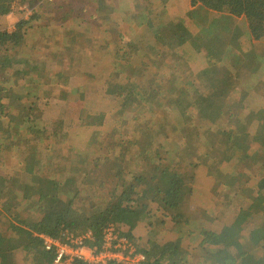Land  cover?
<instances>
[{"label": "trees", "instance_id": "16d2710c", "mask_svg": "<svg viewBox=\"0 0 264 264\" xmlns=\"http://www.w3.org/2000/svg\"><path fill=\"white\" fill-rule=\"evenodd\" d=\"M35 2L36 0H0V71L15 69L17 72L15 74H19L20 77L15 82L16 84L21 83L23 75L29 74L30 78L31 72L42 71L46 64V61L32 59L27 56V53L20 55L13 53L12 50V46H19L23 41L28 42L20 34L19 25L32 27L33 23L42 19L40 9L44 4L36 6ZM191 2L193 5L201 4V7L206 10L229 12L235 17L230 20L221 34L222 59H212L211 65L207 69L216 77L212 80L208 90H204L199 97H196L195 102L189 104L185 95L194 90L195 81L190 79L192 75L188 63L166 70L165 66H156L168 63L165 61L168 60L165 59L167 56L164 58L155 56L153 60H149L147 55L140 52L133 59L135 69L125 75L122 84L118 83L121 78L108 80L107 75L105 77L103 72L97 75L103 80L104 83L101 85H104L105 90L110 89L122 98V100L117 98L119 106L113 105L116 118H109L105 111L94 114L95 105H89V103H96L98 96L95 94L94 100L86 102L91 111L86 121L72 122L71 120L69 125L61 127L64 128L62 134L54 129L55 133L59 134L60 139L62 136L67 138L68 134L65 130L70 128L72 137H75L78 135L80 126L88 124L92 128H97L99 134L98 128L101 125L112 122V131L107 134L112 137V140L107 145L96 132L90 136V138L98 140L100 147L97 144H94V147L98 149L101 157L103 154H110L104 158V163L107 165L112 162V157H110L112 155L117 157L133 154L131 159L147 155L152 157L155 162H161L160 158L163 157L161 152L164 151L166 143L173 146L191 142L197 150L194 156L197 155L199 149L204 155L202 146L206 145L208 148L210 147V153L209 155L206 153L207 158L202 160V163L216 165L224 174L228 170L231 174L243 173L245 179L241 178L242 187L246 184L251 195H256L254 201L258 204L252 205L255 207L254 214L264 217V63L260 60L264 48V0H191ZM20 5L28 8L36 6L35 8L38 7L39 11L30 14L29 19H24L25 11L23 8L19 9ZM13 12L20 19L17 22L16 30L9 31L5 28L7 27L5 17ZM59 12L56 10L55 13ZM208 14L209 12L204 11L201 22L199 21L201 24L209 21ZM179 26L184 33L179 39L182 44L188 38V34L181 25ZM149 70L151 75L158 76L161 84L172 82L176 85L186 86L181 87L184 89V93L180 99L178 98L183 111L174 109L173 103H170L176 97L168 98L160 91L150 94L146 90L144 75ZM31 78L37 80L34 75ZM234 78L241 80L246 89V93L242 94L243 100L239 103L241 111L238 113L233 112L231 106L224 111L222 107L225 104L221 103V107L216 105V102L223 98L225 90L222 88ZM4 80L0 81V91L6 85ZM207 80L210 82V79L207 78ZM152 82L154 83L155 80L153 79ZM200 83H204L203 79ZM132 98L138 99L137 105L132 101ZM60 102L64 103V101ZM60 102L56 101L55 104H50L48 101L44 103L40 98L28 108L20 102L18 110L25 112L22 133L18 131L13 133L10 126L11 122L20 121V117L11 113L10 107L0 103V130L9 134L6 137L10 140L18 136L24 140L23 150H20L19 153L20 158L32 162L28 157L30 156L33 160L37 159L40 143H50L51 133L49 130L53 126L49 123L46 124L40 117L43 112H46L43 110L45 106L52 108ZM138 108L149 112L151 116L154 115V119L157 121L160 120L158 114L164 113L166 118L163 119V123L167 126L161 125L159 127L160 134L157 135L149 118L145 114H140L130 120V127L126 130L129 118L117 113L125 115L132 110H134L133 113H136ZM137 129L138 134L135 133ZM139 141H142L144 145H138ZM27 143H33L35 147L30 149ZM133 147H137L138 152L131 153ZM0 148L2 149L1 146ZM62 148L64 146H61L59 151ZM67 150L69 149L63 151ZM59 155L60 161L63 162L66 157L64 154L62 156L59 153ZM210 157L213 159L210 160ZM196 158L202 159L199 156ZM71 160L80 166L84 162V157L77 153L72 156ZM11 162L16 163V160ZM241 167L242 169H240ZM136 172L130 173H134L132 176L136 182L142 183L145 178ZM4 176L6 175L0 176V187L8 186L9 193L17 191L22 195L27 193L34 195L32 192L34 191L35 195L39 196H37V203L40 198L46 196L45 194H53L56 199L60 200V196L57 197V195H63V190H66V188L61 191L60 188L53 189L54 182L50 178H46L42 183L40 176L37 181L29 180L32 174L28 173L22 176L11 175L3 178ZM236 179L237 176H234L235 181ZM77 182L83 184V180ZM143 184L144 189L147 188L150 193L149 185ZM121 186L122 190H116L117 192L109 196L104 195L108 197L103 200L95 197V201L92 200L93 202L88 203L90 207L83 208L84 205H75L70 200L59 210L51 206L45 210L40 208L45 213L39 220H30L24 223L27 226L25 228L14 226L8 220L6 221L4 213L0 212V255L11 251L10 247L5 246V242L2 243L4 234L1 232V228L5 229L6 227L7 231L15 232L10 237L15 236L16 244L20 245L14 249L21 248V242L27 246L28 252L31 254L27 264L31 262L33 264H55L54 250L45 248L44 240L40 235L45 234L53 239H64L66 233L74 237L91 234L84 240L85 245L96 247L98 250L105 248L104 245L109 242L110 237L113 238V244L125 239L128 245L117 250L128 254L131 247H134L136 252L142 253L146 257V260L140 264H264V225H257L256 216H248L243 223L239 224L238 229L231 227V222L235 221L220 220V217H228L229 214L234 219L240 212H243L244 204L236 200L232 201L234 199L232 195H240L245 191L244 189H239V192L235 194L232 192L230 195L226 194L227 199L230 197L233 199L223 202L219 210L213 214V219L203 221L201 217L195 219V217L188 216L186 220L181 221L179 217L183 214L180 212L179 214L182 215L172 216L167 212L170 211V208H165L162 211L163 216H161L162 208L154 207L156 199L148 206L139 203L137 199L140 194L136 190L135 183L124 181ZM36 191H38L37 194ZM1 192L3 189H0V194ZM173 203H171L172 207L177 206ZM229 206L234 207V211ZM92 211L93 213H91ZM142 219L147 222V229L137 234L134 231ZM130 222L133 225H130ZM47 258H49L48 261H46ZM72 264L96 263L76 257ZM109 264L125 263L110 260Z\"/></svg>", "mask_w": 264, "mask_h": 264}, {"label": "rangeland", "instance_id": "374dc122", "mask_svg": "<svg viewBox=\"0 0 264 264\" xmlns=\"http://www.w3.org/2000/svg\"><path fill=\"white\" fill-rule=\"evenodd\" d=\"M157 2L160 3V0H36V6L44 4L43 8L40 9L42 19L33 23L32 27L19 25L20 34L28 42L23 41L19 46H12V50L15 54L27 53V56L32 57V59L46 61L45 68L42 71L31 72V75H34L37 80H32V76L29 78V74L23 75L21 83L19 80L20 84L15 83L20 78L19 74H15L17 73L15 69L0 71V81L5 79L6 82L5 87L0 91V103L10 107L11 113L16 114L21 119L20 121L18 119L16 123H10L13 133L16 131L23 132L25 112L18 110L20 102L27 108L40 98L44 103L48 101L50 104H55L56 101H64V103L60 102L52 108L46 106L43 108L46 112L41 114L40 119L53 126L49 130L51 139L50 143H40L36 160L28 157L32 162H27L19 157L20 150H23L22 146L24 145L22 137H14L10 140L6 137L9 134L0 130V146L2 147V149L0 148V176L6 175L3 177L5 178L28 173L32 174L29 180L37 181L40 176L42 183L46 178H50L54 182L53 189L60 188L61 191L66 188V190H63V195H57V197L60 196V200L56 199L53 194H45L46 196L43 199L40 198V204L37 205V201L31 199L29 203L35 204L31 205L26 212L25 195L17 191L9 193L8 186H1L0 189H3V192L0 194V212L4 213L6 221L8 220L14 226L25 228L24 223L27 219L30 221L29 218L37 220L35 218L40 219L42 217L45 211L40 208L45 210L51 206L59 210L70 200L75 205H84L83 208L90 207L88 203L95 201V197L103 200L117 192L116 190H122L121 185L125 181L135 183L136 190L140 194L137 199L139 203L148 206L156 199L154 207L162 208L161 216H163L162 211L165 208H170V211L167 212L172 216L183 214L179 217L181 221L186 220L188 216L195 217V219L201 217L203 221L213 219V214L219 210L221 204L233 199L232 197L227 199L226 194L230 195L231 192L235 194L239 192V189H244L245 191L240 195H232L234 197L232 201L236 200L244 204L243 212H240L234 219L229 214L228 217H220V220L235 221L231 222V227L238 229L239 224L252 215L256 216L257 225H264V217L254 214L255 207L252 205L256 203L254 201L256 195H251L246 184L242 187L241 178L245 179L244 174H231L229 170L224 174L218 166L202 163V160L207 158L206 153L207 155L210 153V147L208 148L206 145L202 146L204 155L199 149L197 155L194 156L197 150L191 142H186L185 145L174 144L173 146L166 143L164 151L161 152L163 156L160 158L161 162H155L152 157L147 155L136 159H131L133 154L117 157L112 155L110 156L112 162L107 165L104 163V158L110 154H103L101 157L98 149L94 147V144L100 147L98 140L90 138L94 132L98 134L97 128H92L88 124L80 126L78 135L75 137H72V129L67 128L65 131L70 137L63 138L62 136V140L59 138V134L55 133L54 129L62 134L64 128L61 127L69 125L71 120L72 122L86 121L91 112L86 102L87 100H94L95 94L98 96L96 100L98 110L105 111L109 118H116L113 105L119 106V102L113 101L115 98L110 91H106L103 97L106 95L107 98L102 99L99 94L103 91L97 75L102 72H112L115 73L114 78H116L128 74L131 68L129 61L140 50L141 32L146 26H149L150 32H153V38L142 40L153 46L152 39L156 38L157 35L163 37L165 40H163L161 50L172 55L170 61L172 67L173 64L178 66L188 63L189 67L195 70L194 77L198 75L204 77L203 84L196 80L194 90L185 95L188 103L195 102L196 97H199L204 90L209 89L212 80L216 77L209 73L206 74V71L210 67L212 59L220 60L223 57L222 37L215 33L204 43L188 40L185 44H180V34L175 31L173 35L171 31H167L173 26L161 20L164 12L161 4L158 6ZM36 6L33 8L21 6L19 9L23 8L25 11L23 18L29 19L30 14L39 11L38 7L35 8ZM142 8L148 15L146 20L141 17L137 18L142 12ZM56 10L60 12L55 13ZM5 19L7 22L5 28L9 31H15L18 27L19 16L13 12ZM153 20H155V25L152 26ZM116 37L123 38L124 42L120 45H116L114 42L110 44L112 39ZM109 44L110 47L108 48ZM96 58L97 61L94 60ZM260 60L264 63V48ZM118 72L119 74H116ZM207 78L210 79V82ZM153 79L155 80L154 83L152 82ZM144 80L145 88L150 94L160 91L168 98L176 97L170 103H173L174 109L183 111L178 98L180 99L184 93V89L181 87L186 86L176 85L172 82L161 84L158 76L151 75L150 71L145 73ZM222 89L225 90L223 98L218 100L216 105L221 107L222 104H225L222 107L224 111L231 106L233 112H240L239 103L243 100L242 94L246 93L242 81L234 78ZM99 101L102 104H98ZM132 101L137 105L138 99L132 98ZM22 105L20 106L22 107ZM133 111L125 115L117 113L129 118L126 130L130 127L129 123L133 117L145 114L153 125L152 127L155 128L156 134H160L159 127L165 125L163 123V119L166 118L164 113L158 114L160 120L157 121L154 119V115L151 116L149 112H144L141 108H138L136 113ZM99 113L95 112L94 114ZM98 130L100 139L104 140L105 145H107L112 140V137L107 135L112 131V122L101 125ZM138 132L137 129L135 133L138 134ZM164 141L166 140L164 139ZM27 145L30 149L35 147L33 143H27ZM138 145L144 144L139 141ZM61 146L64 148L59 151ZM65 149L69 150L63 151ZM148 151L152 153L151 150ZM133 152H138L137 147L132 148L131 153ZM59 153L66 157L63 162L60 161ZM77 153L84 157V162L80 166L71 160L72 156L77 155ZM198 156L202 159L196 158ZM212 159L210 157V160ZM12 160H16V163H12ZM130 172L142 174L145 179L142 183L136 182L132 176L134 173L131 174ZM234 176H237L236 181ZM80 180H83V184L77 182ZM143 183L149 185L150 193H148L147 188L144 189ZM32 192L35 195L34 191ZM37 193L38 191H36ZM171 203L176 204L179 208L177 206L172 207ZM230 208L233 210L234 207ZM180 212L182 214H179ZM26 214L29 218H26ZM130 225L133 224L130 222ZM128 227L130 228V226ZM136 227L138 228H135L134 232L142 233L147 229V222L142 219L140 225ZM2 231L6 233L7 228L5 227ZM6 240L11 251L0 255V264H22L21 260L26 255L31 256L27 247L14 249L20 246L16 244L15 236L13 240L9 237ZM87 251L86 249L83 251L84 255H87ZM48 260L49 258L46 259V261ZM72 262V260L66 261L64 264H72Z\"/></svg>", "mask_w": 264, "mask_h": 264}, {"label": "crops", "instance_id": "0c3cea01", "mask_svg": "<svg viewBox=\"0 0 264 264\" xmlns=\"http://www.w3.org/2000/svg\"><path fill=\"white\" fill-rule=\"evenodd\" d=\"M157 3H158V6H159V4H161V7H162L163 12H164L162 14L161 20L164 21V23H170L173 26L172 29L170 28L167 31H171V33L173 35L175 34V31H177V33L180 34V37H179V39H180L184 35V33L180 29L179 25H181L185 29L186 34H188V38H186V41L184 43H182V44H185L188 40L189 41L199 42V43H204L205 41H208V38L210 39V36L212 34H215V33H216V35L221 36L222 31L228 26L230 20L235 18L229 12H221V11H215V10H206V9L201 7L202 6L201 4L193 5L191 0H160V3L159 2H157ZM204 11L209 12V14H208L209 15V18H208L209 21L203 22L201 24L200 23L201 22V17L204 14ZM139 17L145 18V20L148 19V15L145 12V9H143L142 12L139 13L137 18L139 19ZM217 17H219V18H217ZM221 18H224V19H221ZM151 25L152 26L155 25V20L152 21ZM220 30H222V31H220ZM152 35H153V32H150L149 26H146L145 28L142 29L141 39H140L142 42L140 43V46H139L140 50L129 61V65L131 66V68L129 69L130 73L135 69L134 63H133V59L140 52H143L145 55H147L149 60H153L155 56H160L161 58H164L165 56H167L165 59H168V60H165V61H168V63H162V65H158L156 67L165 66L166 70H171L174 67H179V66L182 65V64H179L178 66H176L173 63H172L173 67L170 65V61H171V56L172 55L169 54L168 52H163V50H161L162 49L163 40H165V39L163 37H161L160 35H157L156 38L151 40L154 43L153 46H150L149 42L146 43V42L143 41V40H146L148 38H153ZM113 42L116 45H120L121 43L124 42V39L120 38V37H116V38L112 39L110 44L113 43ZM179 43H180V40H179ZM110 44H109L108 48L110 47ZM106 55H105V57H106ZM96 61H97V58H96ZM151 70H153V69H151ZM190 70H191V75H192L190 77V79L193 80V81L197 80V82L200 83L204 77H201L202 75H200V76L198 75L197 77H194V75H195L194 71L195 70L192 69L191 67H190ZM208 73L211 74L210 72L206 71V74H208ZM114 74L115 73H112V72H109V73L108 72H106V73L103 72V75H105V77L107 75L108 80H110V79H115L116 80V79H120L121 78V80H118V83L122 84L123 81H124L125 75H122V76L114 78ZM116 74H119V72L116 73ZM209 78H211V77H209ZM99 81L101 83H104L103 80L100 79V78H99ZM101 87H102V91L103 92L100 93L99 95L102 97V99L107 98L106 95L103 97V94L106 91H110V92H112V91L110 89L105 90L104 85H101ZM112 94L114 95V98H115L113 101H117L116 103H118V101H119L118 99L122 100V98L120 96L114 94L113 92H112ZM100 103L102 104V102L99 101L98 104H100ZM92 104L95 105L94 113L95 112H101L97 108V103L91 102V105ZM28 195H29L28 193L25 194V198H26L25 209H26V212L28 211V208L31 205L35 204V203L30 204L29 201L31 199H34L35 201H37L36 197L38 196V195H31V196H28ZM36 204L39 205L40 204V200ZM26 215H27L26 218H29L28 214H26ZM29 219L30 220H34V218H29ZM35 219L38 220L39 218L37 217ZM27 222H29L28 219H27L26 223ZM2 230H3V228H1V232L3 233ZM13 232H14L13 230H10V231H7L6 233H3L4 237H3L2 243L5 242L6 243L5 246H7V247H9V244H8V241L6 239L9 237L10 239L13 240L14 236L10 237ZM40 237H41V239H43V237L41 235H40ZM25 247H27V246L25 244H22V242H21V248H25ZM30 257L31 256L26 255L21 260V263L22 264H27L29 259H30Z\"/></svg>", "mask_w": 264, "mask_h": 264}, {"label": "built area", "instance_id": "2783aa9c", "mask_svg": "<svg viewBox=\"0 0 264 264\" xmlns=\"http://www.w3.org/2000/svg\"><path fill=\"white\" fill-rule=\"evenodd\" d=\"M44 239V245L47 250H54L55 264H64L66 261H73L76 257L84 259L96 264H109L110 260L117 262H124L125 264H140L146 260V257L139 252H136L134 247L128 254L119 251V248H125L128 243L127 240L121 239L117 244H113V238L110 237L109 242L104 245V249L98 250L96 247H89L85 245L84 240L89 237V234H81L78 237L66 233L64 239H53L45 234L41 235ZM87 251L84 255L83 251ZM129 260V261H128Z\"/></svg>", "mask_w": 264, "mask_h": 264}]
</instances>
